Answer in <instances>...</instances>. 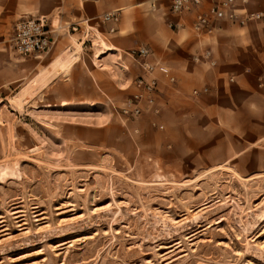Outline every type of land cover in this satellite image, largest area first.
I'll return each mask as SVG.
<instances>
[{
    "label": "rangeland",
    "instance_id": "1",
    "mask_svg": "<svg viewBox=\"0 0 264 264\" xmlns=\"http://www.w3.org/2000/svg\"><path fill=\"white\" fill-rule=\"evenodd\" d=\"M22 88L0 86V264H264L262 99L142 132L117 104L83 142Z\"/></svg>",
    "mask_w": 264,
    "mask_h": 264
},
{
    "label": "crops",
    "instance_id": "2",
    "mask_svg": "<svg viewBox=\"0 0 264 264\" xmlns=\"http://www.w3.org/2000/svg\"><path fill=\"white\" fill-rule=\"evenodd\" d=\"M209 3L205 0L203 8ZM169 5L170 0H0V86L15 82L24 87L20 92L27 94L29 106L42 110L44 120L52 125L74 122L81 127L74 139L83 142L120 124L112 109L131 94L132 81L141 73L126 51L140 45L150 49V61L170 68L175 82L155 72L159 111L145 110L131 124L136 132L188 126L195 113L204 124L206 110L252 109L258 99L264 102V20L240 26L220 19L213 33L198 35L189 27L192 15L185 16V28L168 26L176 18ZM247 7L264 11V0H249ZM108 12H118L119 21L101 22ZM30 15H46L58 27L55 42L43 55L20 58L7 51L5 39L20 17ZM72 23L79 28L70 30ZM204 48L211 49L216 65L194 61ZM194 85L209 87L199 100L211 104L195 100Z\"/></svg>",
    "mask_w": 264,
    "mask_h": 264
},
{
    "label": "built area",
    "instance_id": "3",
    "mask_svg": "<svg viewBox=\"0 0 264 264\" xmlns=\"http://www.w3.org/2000/svg\"><path fill=\"white\" fill-rule=\"evenodd\" d=\"M205 0H170L169 11L176 18L168 20V26L178 30L186 24L185 16L192 15L190 23L191 29L196 34H211L215 29V22L220 19H227L231 23L244 26L252 21L264 20V11L251 10L247 7L249 0H209L210 3L203 8ZM103 23H117L120 19L118 12H108L100 16ZM82 21L88 22V19ZM92 28V26H88ZM70 30H77L78 23L68 26ZM55 28L46 15L22 16L13 26L12 44L16 52L23 56L39 55L47 52L55 42ZM87 31V30H86ZM109 31L113 32L114 27ZM88 33L85 32V37ZM128 55L135 59L140 67L141 73L132 81L133 92L123 99L121 104L115 109L116 113L125 118H139L146 109H151L154 113L159 111L156 106V96L158 92V78L156 71L163 73L170 82H175V76L171 74L170 68L160 60L150 61L152 54L150 49L144 45L133 47L126 51ZM194 61L206 62L209 66L216 65L210 48H204L201 52L193 56ZM264 76V75H262ZM233 80V77H230ZM259 85L262 82L259 81ZM209 91L208 86L194 87L191 95L198 97L202 93ZM155 125V123H153ZM162 128V125H159Z\"/></svg>",
    "mask_w": 264,
    "mask_h": 264
}]
</instances>
